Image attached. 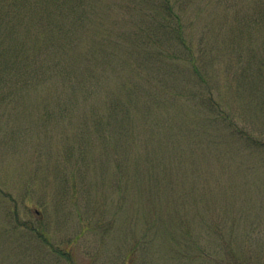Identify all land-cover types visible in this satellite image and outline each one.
I'll return each instance as SVG.
<instances>
[{
    "label": "rangeland",
    "instance_id": "374dc122",
    "mask_svg": "<svg viewBox=\"0 0 264 264\" xmlns=\"http://www.w3.org/2000/svg\"><path fill=\"white\" fill-rule=\"evenodd\" d=\"M77 1L0 71V264H264V0H163L187 44L162 0Z\"/></svg>",
    "mask_w": 264,
    "mask_h": 264
},
{
    "label": "trees",
    "instance_id": "16d2710c",
    "mask_svg": "<svg viewBox=\"0 0 264 264\" xmlns=\"http://www.w3.org/2000/svg\"><path fill=\"white\" fill-rule=\"evenodd\" d=\"M26 1L0 0V71L13 78V80H10L13 86L15 84L19 85L20 83L17 82L20 80L24 81L23 85H27L33 78L41 76L42 73V69L37 67L35 59L31 61L28 59L30 57H26L29 54L28 50L25 49L23 38H41L40 36H44L43 38L46 40L44 46L46 47L55 42H58V45L61 43L73 44L75 36L71 31L72 25L75 23L84 24V18L75 14L76 10L81 11L82 6L77 0L75 2L73 0H55V2H52L55 5L54 7L47 9L44 6L45 8L42 11L29 14L22 11V6ZM28 1L30 5L36 6L44 0ZM160 6L156 10L162 8L165 13L162 21L159 22L160 26L165 30L170 29L173 33L175 32L176 36L178 34L177 38L181 44H187L182 33L184 22L180 13L166 1H163ZM54 8L56 9L53 12ZM84 16L87 18L86 14ZM138 35L140 36V34ZM61 38L62 41L57 40ZM63 38H66V40H63ZM61 48L64 50L65 47L62 46ZM35 51L42 53L40 48H36ZM49 52L48 50L45 53ZM52 69L62 73L65 72V70L59 69L58 65L53 66ZM3 81L6 82V79ZM7 84H9V81Z\"/></svg>",
    "mask_w": 264,
    "mask_h": 264
}]
</instances>
